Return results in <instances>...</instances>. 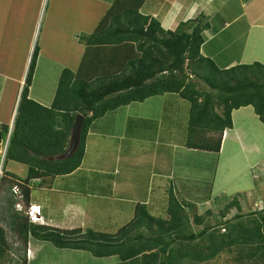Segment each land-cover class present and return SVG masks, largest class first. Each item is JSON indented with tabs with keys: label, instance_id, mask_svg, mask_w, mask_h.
Masks as SVG:
<instances>
[{
	"label": "trees",
	"instance_id": "1",
	"mask_svg": "<svg viewBox=\"0 0 264 264\" xmlns=\"http://www.w3.org/2000/svg\"><path fill=\"white\" fill-rule=\"evenodd\" d=\"M127 1L116 0L93 33L79 35L80 43L85 45L81 64L76 70L63 69L50 106L30 97L40 55L39 42L35 45L0 180V264H5L14 249L8 230L21 243L18 251H24L17 258H9V264H38L30 263L25 255L30 238L97 258L117 257L118 262L111 264H218L224 254L233 264H264V205L249 214L212 222L209 218L215 215L211 209L206 216L193 213L204 202L193 199L191 174L180 176L183 186H193L180 190L177 185L180 196L171 186L167 216L154 214L149 204L139 202L133 217L116 232L33 224L17 211L14 186L20 187L23 201L29 205L33 182L41 179L42 185L46 178L79 170L92 125L133 103L160 98L165 111L175 118L182 108L172 98L179 97L186 103L185 145L198 157L212 158L207 179L198 178L209 188L215 182L224 131L234 129V112L252 107L264 124V63H221L218 67L202 53L206 41L203 33L211 25L205 22V14L167 31L159 19L140 11L145 0ZM78 114L84 116L79 147L71 157L60 158L69 148ZM137 127L131 128L127 136L131 142H144L135 136ZM9 130L10 124L0 122V149ZM157 139L160 137L153 134L150 142L156 144ZM9 161L26 165V177L7 170ZM202 164L198 160L196 168L202 169ZM210 195L207 201L220 200ZM233 207L241 210L237 197L225 205L223 218Z\"/></svg>",
	"mask_w": 264,
	"mask_h": 264
},
{
	"label": "rangeland",
	"instance_id": "2",
	"mask_svg": "<svg viewBox=\"0 0 264 264\" xmlns=\"http://www.w3.org/2000/svg\"><path fill=\"white\" fill-rule=\"evenodd\" d=\"M78 1L80 2L79 6L75 0H19V9L17 8V10H14L10 20L13 19V16V21L16 23H23L28 18L31 22L35 20V27L32 29L34 30L32 31L33 35L28 36L30 45L27 46L28 52L25 60V71L21 80L20 90L24 81L23 79L27 74L30 58L34 51L35 37L38 30L40 54L44 49V55L42 54L39 58L34 75V82L32 85L34 97H36L37 94L45 93L46 102L49 100V102L52 101L53 103L63 69L69 68L71 70H76L77 67L79 68L81 58H75L74 55L79 57L80 52L84 49V45L80 43L79 39L78 42L80 43V47L76 42L69 43V40L73 38L71 36V24L75 23L79 25L81 21L84 20V13L88 11V8L86 2L82 3L80 0ZM233 1L234 0H216V4L211 9L214 11V17L211 19L216 21V23H221V25L217 26L216 31L222 27L220 17L224 16L225 6ZM250 1L252 0L247 1L248 5ZM69 3L73 5L72 9ZM158 3L161 4V7L157 9V12L154 10L152 13H155L153 14L157 16V19L161 21L163 19L164 25L171 17L175 18L177 15V18H179L178 26L181 22H186L185 19L183 20L185 17V12H183L185 4L183 2L178 0V2L174 3V5H177L176 10L174 11V15H170L169 17L168 15L166 16L168 11H166V8L168 9V5L163 6V0H158ZM258 4H260V6L256 8L254 6L250 8L249 5L247 8V17L250 22L257 21L259 25L262 23L264 25V0H258L256 5ZM54 6L59 13V10L62 9L66 14H69L66 16L69 20L67 22H63L62 20L65 29L59 32V38H57L58 40L53 46L52 43L46 42L45 38L47 33L53 35V30L50 28L51 25H55L59 17V14L55 12L54 14L56 15L50 13ZM149 7L151 9L157 8V6L154 8L152 2ZM98 9L102 8L100 7ZM148 9L149 8H147V10ZM161 11L163 13L162 17ZM218 11L220 15L216 16L215 12ZM204 14L206 13L204 12ZM65 15L63 12L61 13V17ZM233 15L235 14L225 15L227 19H229L231 25L222 30V34L217 41L225 44L230 43V40H239L233 43V46L237 44L236 47L228 48L224 53L228 55L229 53H235L237 50L241 49V44L239 43L241 41L246 47L243 54V64H253L255 61L264 63V48L259 44L261 41L264 43V40L260 37L253 40V38L257 36L259 29H255L254 37L245 43L239 38V32L242 30L240 22L243 24V21H233L235 17ZM164 16L166 17L164 18ZM197 16L199 15L195 14L191 19L194 20ZM205 22L210 23V18L208 16L205 17ZM25 31L24 28H21L20 34L26 35ZM203 34L205 36L206 31H204ZM212 59L219 67L221 66V62L224 63L229 61L230 63L232 59L237 58ZM171 101H178L182 108L180 115H176V118L173 113L169 114L165 111L164 101L162 102L160 98L147 100L144 103H133L121 110L108 113L91 127L90 139L88 141L89 145L86 144V146H88L85 153L86 157L84 158L82 169L76 174L77 176L70 179L67 178L69 177L68 175L55 177V185L62 187L84 185V191L87 187V183L84 182V180H86L85 176L88 178L86 181L89 184L98 186L100 184L101 190L96 192V198L90 199L88 204H86L92 219L87 220L86 224L89 225L88 227L103 232H116L132 218L136 205L145 200V203L147 202V204L152 207V213L167 216L165 210L166 201L167 197L170 195L171 186L173 185L177 196H180L178 187L180 190L193 187L190 185L185 187V185L183 186L181 184L180 179L182 178H180V176L184 174H191L193 176V179H191L193 184L191 183V185H194L195 190L193 192V190L191 191L190 189L193 199H200L204 202L198 204V206L194 208L193 213L197 212L200 215H205L206 211L211 209L215 215V217L209 218L212 222H214V220L225 221L234 218L238 214H249L250 212H255L264 205V151H262L261 158L259 157V159H257L258 157H256L261 151L258 147L259 143L262 144L264 142V124L255 115L254 109L252 107L248 109L243 108L234 112V129L231 130V137L234 136L235 132L240 133L241 139H239V143L240 146H242L240 151H244V153L237 152V147L229 143V145H227V150L224 151L223 149L224 152L220 155V165L215 171L213 188H209V184L202 185L203 181L198 178L200 177L203 180L207 179V167L210 165L212 158L208 157L207 160H205L203 157H198L196 152L186 148L185 142L188 118L186 117V103L179 100V97H173ZM177 109H179V107H177ZM130 118L136 119V121L132 123ZM174 118L179 119L180 122L176 123ZM243 124L246 126L244 129L241 127ZM138 125H140V127H137ZM135 127L139 128L135 136L137 139H143L144 142L136 141L134 146L132 145L131 147L129 146L131 140H129L130 137L129 135L127 136V133L131 128ZM241 129L244 131L239 132ZM153 134L155 138L160 137L156 144L150 142L153 139ZM164 136L165 140L161 141ZM226 144H228V142H226L225 145ZM3 150L4 146L0 149V162L3 156ZM198 160L203 163L202 169L196 168L195 163ZM18 164L9 161L6 168L18 176L25 178L27 175V168L23 171L15 170ZM49 179L50 178H46L43 182ZM76 181L79 184L75 183ZM177 185L179 186L177 187ZM33 188V196H36L39 194L40 188L38 185ZM89 189L90 188H88V190ZM111 189L113 190V196L105 194V190ZM42 190L47 191L45 188H42ZM183 192H188V190ZM211 192L212 195H210ZM2 194L3 193L0 192V196H2ZM56 194L55 192L53 196L56 197ZM103 195L108 196L109 199L104 198ZM209 195L211 197L219 196L218 198L220 200L214 201V199H211L207 201ZM235 197H237L241 204V210L233 207L229 214L223 218L221 212L224 211L225 205L233 201ZM77 202H79V199ZM63 205L64 204H55L54 202L49 208H51L55 214L61 216L62 212L60 211ZM80 224L81 222L79 221L74 225ZM195 228L197 229V227ZM8 238L14 249L5 259V264H9V258H17L19 253H24V251H18L21 243L9 232V230ZM47 246V253H45L42 258L56 257L58 260L62 258L63 260L61 263L63 264H108L115 261L118 262L117 257L95 258L90 255L91 253L88 254L81 251L82 253L80 254L78 251L60 250L52 244H47ZM27 252L28 251H25V255L27 256V254H29L31 258V249L29 253ZM229 258L227 254L221 255L217 263L233 264ZM43 262H46V260H43Z\"/></svg>",
	"mask_w": 264,
	"mask_h": 264
},
{
	"label": "crops",
	"instance_id": "3",
	"mask_svg": "<svg viewBox=\"0 0 264 264\" xmlns=\"http://www.w3.org/2000/svg\"><path fill=\"white\" fill-rule=\"evenodd\" d=\"M75 1H77L78 6H79L80 2L78 0H75ZM80 1L82 3L86 2V6L88 8V11H86L84 13V20H82L79 25H77L75 23L71 24V30H72L71 36L73 38H71L69 40V43L76 42V44H78L79 47H80V43L78 42L79 35L93 33L95 31V29L98 27V24L101 22L103 17L106 15V13L109 10H111V8H112V6L116 0H80ZM123 1L128 3L127 0H123ZM247 1L246 0H234L232 3L227 4L225 6V9H224V16L220 17L221 18L220 21L222 22V27L218 31H216L217 26L221 25V23H218V22L216 23V21L211 19L212 17H214V11H212L211 9L216 4V0H180V2H183L185 4V6L183 8V12H185V17L183 18V20L184 19L186 21L191 20V18L195 14L199 15L200 13H204V12L206 13L205 15L210 18V24L211 25L206 30V35H205L206 41L202 47L203 54L205 56L210 57V58H237V59H232V61H230V63H229V61L224 62V63L221 62L225 66H233V65H236L239 63H243V54L246 50V47H245V45L242 44L241 41L239 42L241 44V49L237 50L235 53H229L228 55H226L224 53V51L226 49L236 47L237 44L236 45L234 44V46H233V43L235 41H238L239 39L230 40V43H225V44H222L221 42L217 41V39L222 34L221 33L222 30L225 29L226 27H228L229 25H231L229 22V19H227V17H226L227 15H230V14H235V15H233V16H235L233 21H237V22L239 20L243 21V24H242V22H240L242 25V30L239 32V38L241 40H243L245 43L247 41H249V39L254 37V30L255 29H259V32H258L257 36L253 38V40H255L257 37H260L262 40H264V25H263V23L261 25H259L257 21H251L250 22L248 17H247V8L249 7V5H250V8L252 6H254L256 8L257 6H260V4L256 5V2L258 0H252L249 2V5H248ZM151 2L153 3L154 8L157 6L156 9H151L149 7ZM175 2H178V0H163L162 5L163 6L168 5L167 6L168 9L166 8V11L168 10L166 16L168 15V17H169L170 15H174V11L176 10V6H177V5H174ZM69 5H71L70 8L72 9L73 5L71 3H69ZM19 6H20L19 0H0V122L2 124H11L12 121L14 120L16 104H17V100L19 97L20 86H21V82H22L21 80L23 78V74L25 71V60H26V56H27V52H28L27 46L30 45V40H29L28 36L33 35L32 31H34V30H32V29L35 27V20H33L31 22L29 18L28 19L25 18L26 20L23 23L14 22L13 21L14 16H13V19L10 20L11 15H13L14 10H17V8L19 9ZM173 6H174V8H173ZM100 7L102 9H98ZM159 7H161V4L158 3V0H145L143 5L141 6L140 11L143 14H150L153 16L155 13L153 12L154 13L153 14L152 11L156 10V12H157V9ZM147 8H149V9L147 10ZM59 11H60V13L58 12L57 8H55V6L51 9L50 13L54 14V12H55L56 14H59V17H58L55 25H51L50 29L53 30V35L47 33V36L45 38V41L52 43L53 46L55 45L54 43L58 40L57 38H59V32L61 30L65 29L64 24H62V20H63V22H67L69 20L66 18V16L69 14H66L64 12V10H62V9ZM69 11H71V10H69ZM89 11H91V12H89ZM62 12L64 13V15L66 14L63 17H61ZM176 13H178V12H176ZM56 14H54V15H56ZM215 14H216V16H219L220 12L219 11L215 12ZM162 16H163V13L161 11V17ZM166 16H164V18ZM177 16L175 18L171 17L165 25L163 23V19H162V21L159 19L161 21L162 27L167 31L168 30H175L178 27V21H179V18H177ZM153 17L156 18L157 16L154 15ZM246 18H247V20H246ZM233 21H231V22H233ZM21 28H24L26 30L25 31L26 35L20 34ZM261 31H262V33H261ZM37 33H39V30L37 31ZM36 37L38 38V34H36ZM259 44L264 48V43H262V41L259 42ZM43 51H44V49L42 50L41 54L39 55V58L42 56V54L44 55ZM79 51H80V49H79ZM84 51H85V45H84V49L80 52L79 57H76L75 55H74V57L75 58H82ZM9 56H11V57H9ZM37 65H38V63H37ZM44 94L45 93L37 94V96L34 97L33 96V86L31 87L30 97L35 99L36 101L46 105V106H50L52 104V101L49 102V100H48V102H46L47 99H46ZM248 108H251V107H248ZM121 109H118V110H121ZM118 110H116V111H118ZM244 110H242V111H244ZM241 116H242V114H241ZM241 127L243 129L246 128L245 124H243ZM243 129L239 130V132L244 131ZM231 134L232 133L228 134L227 139L223 143L224 151L227 150V145H229V143H231L232 146L237 147V152H243L244 153V151H240V148L242 146L237 145V143L239 142V139H241L240 133L235 132L234 136H232V137H231ZM88 136H89L88 137V141H89L90 134H88ZM88 141H87V144L89 145ZM156 142H158V139ZM226 142H228V144L225 145ZM134 143H136V140L130 142L129 146H131V147H132V145L134 146ZM263 143L262 144L259 143V146H258L259 149H261V151H263V149H262V146H264ZM87 147L88 146H86V149H87ZM224 151L222 149V153ZM261 154L262 153H259L258 156H256V157H258L257 159H259V157L261 158V156H259ZM85 157H86V155H85ZM19 165H21V166H19ZM219 165H218V168H219ZM81 167H83V166H81ZM81 167L79 170L75 171L73 174L68 175L69 177H67V178H69V179L73 178V177L75 178L77 176L76 174L78 173V171H80L82 169ZM26 168H27L26 165L19 163L17 165V169H15V170L23 171L24 169L26 170ZM93 170H95V169H93ZM85 178H86V180L88 179L86 176H85ZM54 179L55 178H50L48 181L43 182L42 185H41L42 182H40V183H39V181L33 182L32 188L34 186L38 185L40 190H39V194H37L36 196H33V190H32V194H31L32 202L35 204L42 205V207L44 208V214H45V217L47 220V224L50 226H54V227H58V228H62V229L87 228L89 226L86 224L87 220L88 219L92 220V219H91V215L88 211V207L86 206V204H88L90 199L96 198V195H97L96 192L101 190L100 184H99V186L93 185V184H89L86 180H84V182L87 183L86 184L87 187L84 191V189H83L84 185H82V186L77 185L78 187L77 186H72V187L71 186L70 187L64 186V187H62V186L55 185ZM75 183H78V182L76 181ZM42 188H45L47 191H43ZM88 188H90V189L88 190ZM112 189H113V187H112ZM112 189L111 190H105V194H109V195L113 196V190ZM55 192L57 193L55 195L56 197L53 196V194H55ZM42 193H44V194H42ZM49 195H50V197H49ZM103 197L106 199H109L108 196H106V195H103ZM78 199H79V202H77ZM54 202H55V204H64L62 206V210L60 211V212H62L61 216L55 214V212H53L52 209L49 208V206L51 207ZM133 215H134V212H133ZM133 215H132V217H133ZM79 221L81 222L80 225H74V224H77ZM47 244L50 245V243H48V242L46 243V242L35 240L34 238H30L29 247L31 248V251H32V256L30 258V262H37L38 264H63V263H61L63 260L62 258H61V260L56 259V257L42 258L43 255L45 253H47V251H46V248L48 249ZM78 252L81 254L83 251L82 252L78 251ZM85 253H88V252H85ZM88 254H90V253H88ZM90 255H92V254H90ZM95 258H97V257H95ZM106 258H111V257H106ZM43 260H46V262H43ZM115 262H113V263H115ZM108 264H111V263H108Z\"/></svg>",
	"mask_w": 264,
	"mask_h": 264
},
{
	"label": "clouds",
	"instance_id": "4",
	"mask_svg": "<svg viewBox=\"0 0 264 264\" xmlns=\"http://www.w3.org/2000/svg\"><path fill=\"white\" fill-rule=\"evenodd\" d=\"M200 14H202V13H200ZM199 14V15H200ZM204 14V13H203ZM38 34V33H37ZM38 42V38L36 37L35 38V43H34V46L36 45V43ZM35 48V47H34ZM33 48V49H34ZM34 52V51H33ZM33 55V54H32ZM32 58V57H31ZM31 58H30V61L29 62H31ZM29 65H30V63H29ZM28 69H29V66H28ZM27 72H28V70H27ZM26 76H27V74H26ZM26 76H25V78L23 79L24 81H23V83H22V87H21V90H20V93H19V97H18V100H17V104H16V110H15V116H14V120L12 121V123L10 124V128H11V126H12V124H14V121H15V117H16V114H17V106L19 105V102H20V99H21V97H22V91H23V89H24V86H25V79H26ZM34 81V80H33ZM32 87V86H31ZM30 91H31V89H30ZM13 128H14V126H13ZM13 128H12V131H13ZM12 131H11V133H12ZM9 132H10V130H9ZM8 132V135L9 136H11V133H9ZM91 133V131L89 132V134ZM231 133V130H225L224 131V134H223V143L225 142V140L227 139V137H228V134H230ZM72 134V133H71ZM8 135H7V139H6V141L8 140ZM70 141H71V137H70ZM9 142H10V140H9ZM5 145H6V142H5ZM5 145H4V150H3V156H2V159L1 160H5V156H6V153H7V149L5 150ZM8 146H9V143H8ZM70 146V145H69ZM69 149V148H68ZM222 149H224L223 148V144H222ZM195 152V151H194ZM221 153H222V150H221ZM221 155V154H220ZM4 158V159H3ZM218 165H219V162H218V164H217V166H216V168H218ZM215 171H216V169H215ZM215 171H214V179H215ZM1 180V179H0ZM36 181H39L40 182V180H36ZM16 188H18V191H19V193H16ZM33 189V188H32ZM14 193H15V196H16V198H17V203H16V209H17V211H20V212H22V213H24L27 217H28V220H29V222L30 223H33V224H39V225H48L47 224V220H46V217H45V214H44V208L42 207V205H40V204H35V203H33L32 202V197H31V202H30V204L29 205H25V202L23 201V196H22V193H21V189H20V187L19 186H14ZM36 208L35 209V211H36V214H37V217H33L32 216V213H31V211H32V209L33 208ZM50 226V225H49ZM31 248L29 247V242H28V245H27V248H26V251H28L27 253H29V250H30ZM27 259H28V261L30 262V256H29V254H27Z\"/></svg>",
	"mask_w": 264,
	"mask_h": 264
},
{
	"label": "water",
	"instance_id": "5",
	"mask_svg": "<svg viewBox=\"0 0 264 264\" xmlns=\"http://www.w3.org/2000/svg\"><path fill=\"white\" fill-rule=\"evenodd\" d=\"M83 120H84V116L82 114H78L76 116V119H75V122H74V125L72 128V134H71V141H70L69 149L60 158H69L78 149L79 144H80V139H81V129H82ZM13 126H14V124H12L9 133H11ZM0 138H1V134H0ZM9 140H10V136L8 135V140L6 141L5 150L8 149Z\"/></svg>",
	"mask_w": 264,
	"mask_h": 264
},
{
	"label": "built area",
	"instance_id": "6",
	"mask_svg": "<svg viewBox=\"0 0 264 264\" xmlns=\"http://www.w3.org/2000/svg\"><path fill=\"white\" fill-rule=\"evenodd\" d=\"M4 159V158H3ZM3 167H4V160H1V162H0V179L3 177V175H4V171H3ZM16 193H19V191H18V188H16ZM35 207L32 209V211H31V213H32V216L35 218V217H37V214H36V211H35Z\"/></svg>",
	"mask_w": 264,
	"mask_h": 264
}]
</instances>
